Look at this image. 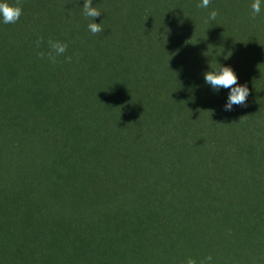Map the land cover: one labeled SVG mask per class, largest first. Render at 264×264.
Returning a JSON list of instances; mask_svg holds the SVG:
<instances>
[{
  "label": "trees",
  "instance_id": "1",
  "mask_svg": "<svg viewBox=\"0 0 264 264\" xmlns=\"http://www.w3.org/2000/svg\"><path fill=\"white\" fill-rule=\"evenodd\" d=\"M21 2L0 19V264H264V0H92L96 35L85 0Z\"/></svg>",
  "mask_w": 264,
  "mask_h": 264
},
{
  "label": "clouds",
  "instance_id": "2",
  "mask_svg": "<svg viewBox=\"0 0 264 264\" xmlns=\"http://www.w3.org/2000/svg\"><path fill=\"white\" fill-rule=\"evenodd\" d=\"M211 3V0H201L198 7L207 8ZM262 8V0H253L251 4L252 18L255 19L260 14ZM101 10L93 6L92 0H85L83 4V14L86 18H91L93 22L88 24V30L96 35L104 31L101 23H96L95 18L101 15ZM23 15V5L21 0H15V3H11L10 0H0V19L4 24H15ZM218 12L213 10L209 13V19L215 20ZM37 45L42 43V38L37 40ZM68 45L60 41L49 40L48 52L39 53L41 59L47 56V59L55 64L57 57L64 55L67 52ZM66 60L71 62V56H67ZM204 80L209 84L213 90L219 91L221 88L230 89L225 110L230 111L233 105H246L247 98L250 94V90L246 84L238 83V76L231 66H220L217 69H213L212 65L210 70L204 73ZM212 256L209 255L199 262V264H212ZM186 264H197V261L193 258H189Z\"/></svg>",
  "mask_w": 264,
  "mask_h": 264
}]
</instances>
